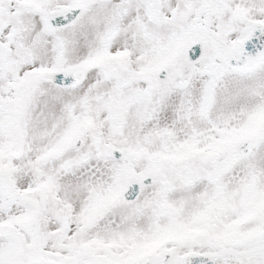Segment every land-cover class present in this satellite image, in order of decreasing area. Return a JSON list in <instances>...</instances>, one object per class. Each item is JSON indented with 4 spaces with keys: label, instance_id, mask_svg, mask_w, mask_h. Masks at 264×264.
Returning <instances> with one entry per match:
<instances>
[{
    "label": "snow or ice",
    "instance_id": "snow-or-ice-1",
    "mask_svg": "<svg viewBox=\"0 0 264 264\" xmlns=\"http://www.w3.org/2000/svg\"><path fill=\"white\" fill-rule=\"evenodd\" d=\"M0 264H264V0H0Z\"/></svg>",
    "mask_w": 264,
    "mask_h": 264
}]
</instances>
